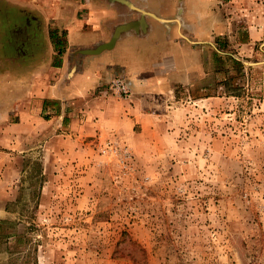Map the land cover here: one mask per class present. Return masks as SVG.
<instances>
[{
  "label": "rangeland",
  "instance_id": "rangeland-1",
  "mask_svg": "<svg viewBox=\"0 0 264 264\" xmlns=\"http://www.w3.org/2000/svg\"><path fill=\"white\" fill-rule=\"evenodd\" d=\"M210 1L225 32L200 43L193 84L79 152L38 121L45 138L20 123L15 147L30 56L0 45V264H264V0Z\"/></svg>",
  "mask_w": 264,
  "mask_h": 264
},
{
  "label": "crops",
  "instance_id": "crops-1",
  "mask_svg": "<svg viewBox=\"0 0 264 264\" xmlns=\"http://www.w3.org/2000/svg\"><path fill=\"white\" fill-rule=\"evenodd\" d=\"M186 1L25 0L24 6L0 5L7 17L0 45L17 53L7 59L17 63L22 46L30 56L27 76L13 81L17 93L9 104L14 107L20 99L23 119L10 125L15 147L20 123L31 139L45 138L38 121L56 129L57 136L49 140L74 141L79 152L92 136L111 138L124 126L145 125L157 99L173 95L179 84L192 85L207 49L200 43L224 33L225 25L213 1L198 0L207 3L191 8ZM102 44L108 46L96 52ZM119 74L129 82L128 98L107 92ZM39 108L51 116L39 118Z\"/></svg>",
  "mask_w": 264,
  "mask_h": 264
},
{
  "label": "built area",
  "instance_id": "built-area-1",
  "mask_svg": "<svg viewBox=\"0 0 264 264\" xmlns=\"http://www.w3.org/2000/svg\"><path fill=\"white\" fill-rule=\"evenodd\" d=\"M108 88L116 95L122 98H128L131 93L130 85L126 77L122 75H115L109 85ZM110 144V143H108Z\"/></svg>",
  "mask_w": 264,
  "mask_h": 264
},
{
  "label": "water",
  "instance_id": "water-1",
  "mask_svg": "<svg viewBox=\"0 0 264 264\" xmlns=\"http://www.w3.org/2000/svg\"><path fill=\"white\" fill-rule=\"evenodd\" d=\"M106 46H108V44H102V45L98 46V47L95 49V51H96V52H97V51H100V50H102L103 48H105Z\"/></svg>",
  "mask_w": 264,
  "mask_h": 264
},
{
  "label": "trees",
  "instance_id": "trees-1",
  "mask_svg": "<svg viewBox=\"0 0 264 264\" xmlns=\"http://www.w3.org/2000/svg\"><path fill=\"white\" fill-rule=\"evenodd\" d=\"M59 44L57 43V46H58ZM236 62H239L240 64H241V61H239V60H236Z\"/></svg>",
  "mask_w": 264,
  "mask_h": 264
}]
</instances>
